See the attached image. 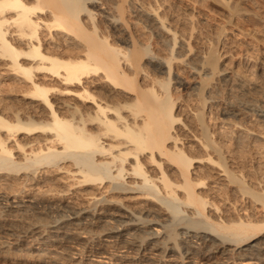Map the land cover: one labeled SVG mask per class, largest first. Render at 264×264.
<instances>
[{
  "label": "bare ground",
  "instance_id": "6f19581e",
  "mask_svg": "<svg viewBox=\"0 0 264 264\" xmlns=\"http://www.w3.org/2000/svg\"><path fill=\"white\" fill-rule=\"evenodd\" d=\"M0 264H264V0H0Z\"/></svg>",
  "mask_w": 264,
  "mask_h": 264
}]
</instances>
